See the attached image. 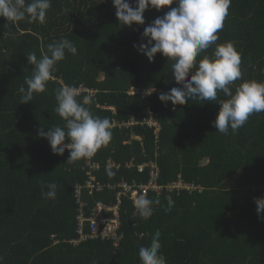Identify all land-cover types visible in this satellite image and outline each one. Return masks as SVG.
<instances>
[{"label":"trees","instance_id":"trees-1","mask_svg":"<svg viewBox=\"0 0 264 264\" xmlns=\"http://www.w3.org/2000/svg\"><path fill=\"white\" fill-rule=\"evenodd\" d=\"M171 7L175 4L159 12L148 9L144 25L131 27L119 23L112 0H51L43 24L27 20L13 24L0 18V257L4 264H141L139 247L147 246L157 229L167 264H264V213L258 215L254 203L264 197V112L253 113L235 134L230 130L223 135L211 123L219 103L194 99L174 106L158 99L160 93L180 86L171 73L173 61L157 53L149 62L133 45L146 42L144 28ZM62 37L74 43L77 54L66 52L46 91L20 103L18 89L32 70L27 55L35 52L39 58L41 50ZM218 37L197 59L230 41L241 54L243 79L264 81V0H231ZM241 82L235 81L233 90ZM65 84L93 91L94 103L88 107L111 123L131 117L141 120L150 109L160 124L158 137L143 123L112 127L110 143L91 158L100 165L94 174L105 187L92 194L84 189L87 210L95 200L113 202L119 181L145 182L147 170L136 169L145 161L159 167L160 184L180 176L201 190L148 193L147 198L160 200L148 220L138 215L132 198L124 197L117 246L99 238L70 243L77 236L74 186L84 183L90 172L86 159L69 162L67 149L56 155L37 135L42 126L45 131L63 126L54 108L55 91ZM132 85L160 92L129 95ZM84 95L89 93L81 91L77 99ZM108 160L118 167H108ZM107 168L115 172L113 177L106 175ZM53 182L56 197H42V186ZM168 196L174 206L166 212Z\"/></svg>","mask_w":264,"mask_h":264},{"label":"clouds","instance_id":"clouds-1","mask_svg":"<svg viewBox=\"0 0 264 264\" xmlns=\"http://www.w3.org/2000/svg\"><path fill=\"white\" fill-rule=\"evenodd\" d=\"M112 3L117 20L128 27L144 25V12L148 9L159 12L175 4L144 28L142 38L146 42L133 45L149 62L154 60L157 53L173 61L171 73L180 86L160 93L158 99L161 102H171L174 106L185 105L194 99L219 103V110L211 123L223 135L230 130L235 134L253 113L264 112V81L243 79L241 54L232 42L217 44L211 55L197 59L219 39L218 32L224 27L231 0H112ZM50 7L51 0H0V18L13 24L25 20L43 24ZM66 52L76 55L77 48L71 40L62 37L48 44L46 51L41 50L39 58L35 52L27 55L32 70L31 76L26 77L24 85L18 89L20 103L27 104L32 101L34 93L46 91L47 83L54 78L56 65L65 59ZM237 80L242 82L233 90ZM221 94L224 99H220ZM79 96V89L73 85L65 84L57 89L54 112L64 124L47 128V131L42 126L37 133L48 141L54 154L63 155L67 149L69 162L91 159L112 139L113 125L110 119L93 115L88 107L94 103L93 96L84 95L82 100H78ZM66 138L68 143H65ZM106 175L113 177L115 172L107 168ZM56 190V183H47L42 186L41 195L54 199ZM166 200L164 210L171 211L174 201L171 196ZM133 203L138 215L148 220L153 215V205H160V200L138 194ZM254 203L257 214L264 213V197L255 199ZM161 235L157 229L150 243L139 247L141 264H167L160 251ZM0 264H4L3 257H0Z\"/></svg>","mask_w":264,"mask_h":264},{"label":"built area","instance_id":"built-area-1","mask_svg":"<svg viewBox=\"0 0 264 264\" xmlns=\"http://www.w3.org/2000/svg\"><path fill=\"white\" fill-rule=\"evenodd\" d=\"M78 89L80 92L86 91L89 94L93 93V91L83 87H78ZM154 91L160 92V89H155L154 87L142 88L132 85L127 90V93L129 95L140 94L145 96L153 93ZM139 123H143L147 127L153 128L154 136L158 137L160 124L154 119L153 111L150 109H148V114L141 118V120L131 117L127 121H118L115 119L112 121V125L118 128L131 127ZM128 164L131 165L130 163ZM86 165L90 175L84 181V183H77L74 186V196L76 198L77 204V236L70 240V243L72 244H77L88 239L99 238L109 239L113 242L114 246H117L118 242L122 238V233L119 232L121 227L120 207L124 197H129L134 200L138 194L148 195L150 192L160 193L163 190L176 191L178 193L181 189L197 188L198 190H201L202 188L200 185L184 182L180 176H178V179L165 185L160 184L158 182L159 167L156 163L148 161L137 164L136 166L138 172H144L147 170V180L145 182H137L135 180H132L131 182L125 180L119 181L117 184V189L112 192L114 198L113 202L95 200V203L92 205V207L87 210L88 203L83 198L84 189L92 194L93 192L102 191L105 185L98 182L94 174V172L98 171L100 168L99 163L91 159H86ZM107 166L118 167V165H116L112 160H108ZM52 237L54 238V235H52ZM57 241L58 240L55 239V242Z\"/></svg>","mask_w":264,"mask_h":264},{"label":"crops","instance_id":"crops-1","mask_svg":"<svg viewBox=\"0 0 264 264\" xmlns=\"http://www.w3.org/2000/svg\"><path fill=\"white\" fill-rule=\"evenodd\" d=\"M114 127V126H113ZM124 128H128V127H121V128H118L116 127V129H124ZM132 137H136V138H139L138 136H136L135 134H132Z\"/></svg>","mask_w":264,"mask_h":264}]
</instances>
